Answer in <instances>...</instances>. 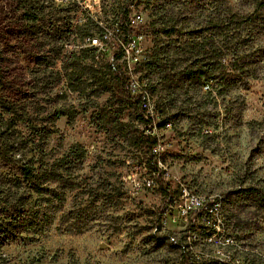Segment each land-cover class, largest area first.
Listing matches in <instances>:
<instances>
[{
    "label": "rangeland",
    "instance_id": "374dc122",
    "mask_svg": "<svg viewBox=\"0 0 264 264\" xmlns=\"http://www.w3.org/2000/svg\"><path fill=\"white\" fill-rule=\"evenodd\" d=\"M32 4L43 6L53 18L61 16L57 24L63 33L50 37L55 26L28 18L24 8L30 6L29 0H0V71L7 81L0 93L29 112L14 127L20 154L42 167L59 162L77 143L85 155L70 169L61 166L64 180L43 182L63 194V203L54 198L61 207L34 240L4 245L0 264H186L184 249L203 262L228 254L240 264H264V208L239 191L250 185L264 190V0H152L148 5L146 54L151 55L155 43L216 34L224 49L232 43L239 46L250 80L243 83L249 87L223 88V94H217L213 80L204 83L212 89L204 84L191 88L190 97L185 88H178V106L171 107L157 72L134 68L150 79L159 110L165 105L163 115L170 118L167 127L164 119L158 120V127H165L160 134L170 142L165 156L174 172L170 201L161 186H143L135 196L130 190L134 180L145 175L148 159L143 142L136 141L143 127L138 103L117 101L111 91L97 95L96 86L93 91L65 77L63 63L71 65L72 51L84 50L76 45L81 43V30L71 29L75 10L57 7L53 0H32ZM117 12L106 10V18ZM164 27L175 30L169 35ZM88 52L86 60H91ZM43 60L54 63L47 67L39 63ZM107 72L112 88V72ZM59 110L73 115L72 122L68 115L55 120ZM107 110L123 122V131L112 124L107 130L103 120ZM2 116L0 110V121ZM33 124L52 132L42 142L32 132ZM26 182L16 165L0 163V184L12 193V202L29 192ZM31 194L27 207L48 203L50 193ZM189 194H201L206 203L220 198V209L206 220L193 212L186 214L181 204ZM192 223L215 227L221 235L212 242L204 234L184 238L183 246L173 236L181 238ZM24 227L19 228L25 234L41 226L35 222L28 231Z\"/></svg>",
    "mask_w": 264,
    "mask_h": 264
},
{
    "label": "trees",
    "instance_id": "16d2710c",
    "mask_svg": "<svg viewBox=\"0 0 264 264\" xmlns=\"http://www.w3.org/2000/svg\"><path fill=\"white\" fill-rule=\"evenodd\" d=\"M30 6L24 8V14L29 15L34 21H40L45 26H55L50 37L60 36L63 33L62 26L57 24L58 21H62L61 16L53 18L48 12H45L44 7L34 6L32 0H29ZM49 24V25H48ZM166 26V25H165ZM169 27H172L170 25ZM78 30L81 33L89 31L84 25H78ZM167 31L170 35L175 29L161 28ZM132 31V29H128ZM59 37V38H60ZM63 47L60 48L62 50ZM89 51L92 55L91 60H86L88 54L85 52ZM60 52V51H59ZM88 52V53H89ZM240 48L236 43H232L231 46L224 47L220 44L216 38V34L203 35L200 38H189L185 41L173 40L172 42L155 43L152 47L151 55L146 54L144 59L138 64L140 67H145L150 71L157 72V82L161 84V87L165 89L167 94L166 103L170 101L171 107H177V98L179 93L176 91L178 88H185L186 96H189L191 88L202 86L206 81L213 80L217 83V94H223L225 89L229 87H238L243 83H248L249 77L245 76V68L247 65L246 57L244 54H240ZM227 54L232 55L231 58L223 60ZM72 64L69 66L67 62L63 63L66 70L65 77L69 83L77 82L79 85H87L93 88V91L97 87L96 94L100 95L105 91H111L112 98L120 101L127 102L129 100L136 101V97L132 96L127 88V69L124 65L117 64L116 68L112 67V64L105 60L103 57L96 60L91 49L85 48L84 50L76 53L72 51L71 58ZM41 65L45 64L47 67L53 65L54 62H39ZM112 72L113 76V87L111 88L108 83L109 76L108 72ZM90 79V82L87 80ZM7 81L4 79L3 73L0 71V87L6 85ZM205 85V84H204ZM250 84H243L242 86L249 87ZM153 90L155 87L152 85ZM77 89V87H75ZM175 103V106H173ZM0 110L4 114L0 121V163L5 165H16L20 172L23 180L27 181V194L22 193L15 202H12V193L7 192L6 188L2 189L0 184V249L10 242L20 241L27 242L35 239V235L41 231L47 229V227L53 222L54 213L56 209L61 207L63 203V194L58 192L54 188L44 186L43 182L49 179H60L64 180V174L61 166L70 169L71 166L77 161H81L84 158L85 151L80 143L74 144L66 155L63 156L59 162H53L46 167L36 166L32 162V158H26L23 154H20L21 144L18 142L16 132L14 131L15 125L20 120H26L29 116V112L22 103L17 100H13L0 93ZM163 114L166 113L165 105L160 110ZM54 119H58L63 115H68V121L72 122L74 116L68 114L64 110L55 112ZM105 115V117H104ZM103 120L105 124H112L113 129L123 131V122H120L117 116L107 110L103 114ZM142 121L143 117L141 115ZM170 118L166 116L164 123L169 122ZM32 132L42 138L41 141L45 140V137L50 135L52 130L47 128L38 127L32 125ZM30 135V134H29ZM31 141H35V138ZM138 143L144 144L146 151L149 153L152 146L157 141L156 135L147 134L142 129L138 133L136 140ZM40 150H43L41 148ZM170 151V150H168ZM20 154V155H18ZM66 158V159H65ZM149 160V159H148ZM39 168V169H38ZM162 191L165 194V198L172 193H169L167 189L161 184ZM241 193L246 194L248 197L253 199L264 208V190L257 186L250 185L239 190ZM32 192L43 193L48 192L49 199L46 206L27 207L25 204L27 199L32 197ZM54 198L60 199V204H55ZM34 208H36L34 210ZM35 222L40 224V228H37L33 233H25L19 228L20 225H25L24 231H28ZM194 226V225H193ZM191 224V227H193ZM204 229H207L205 227ZM202 229V230H204ZM211 233V232H209ZM228 237V236H227ZM159 240V239H158ZM227 244H231L228 242ZM185 253L184 261L186 264H192L190 258Z\"/></svg>",
    "mask_w": 264,
    "mask_h": 264
},
{
    "label": "built area",
    "instance_id": "2783aa9c",
    "mask_svg": "<svg viewBox=\"0 0 264 264\" xmlns=\"http://www.w3.org/2000/svg\"><path fill=\"white\" fill-rule=\"evenodd\" d=\"M152 0H53L57 7L70 8L75 10L73 24L71 29L78 25H84L89 31L81 33V43L76 44L80 48H90L96 60L103 56L116 68L117 64L124 65L127 69V88L129 93L136 97L137 103L143 117V127L145 133L156 135L157 141L148 153V159L145 161V175L141 179L134 180V196L145 186L148 188L161 186L167 189L171 195L166 200L174 199V190L171 186L170 176L173 174L172 167L165 163L166 153L169 152V143L164 139L160 130L165 127H158V120L164 119L163 113L159 110L154 90L150 79L138 74L134 68L146 56L145 44V17L148 5ZM106 10H119L109 19L106 18ZM132 31H128V29ZM139 71V70H137ZM205 89H212L209 83L204 85ZM170 126V121L166 122V127ZM185 194H188L184 188ZM220 198L210 200L206 203L201 194L187 195L186 202L182 203L183 211L188 214L193 212L195 215L202 216L203 219H209L211 213L220 209ZM166 208V207H165ZM165 208L162 210L164 212ZM161 212V213H162ZM163 215V214H162ZM222 221V220H221ZM221 221L216 225L221 226ZM194 225V226H193ZM185 228L184 235L177 239L184 246V238H197L204 234L205 240L216 241L221 232L215 227L204 229L195 226L194 223ZM155 229H158L156 226ZM204 229V230H202ZM199 230L201 232H199ZM211 232V233H209ZM230 240V238H227ZM226 254V253H225ZM192 264H240L238 259L227 256H212L209 262H203L200 257H194L193 254L187 255ZM232 260L231 262H226Z\"/></svg>",
    "mask_w": 264,
    "mask_h": 264
}]
</instances>
